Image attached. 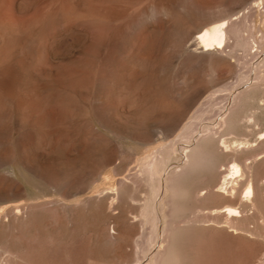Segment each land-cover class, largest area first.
<instances>
[{
	"label": "rangeland",
	"instance_id": "obj_1",
	"mask_svg": "<svg viewBox=\"0 0 264 264\" xmlns=\"http://www.w3.org/2000/svg\"><path fill=\"white\" fill-rule=\"evenodd\" d=\"M166 1L0 0L8 17L32 27L33 37L21 60L25 74L21 71L17 87L23 97L33 99L26 111L6 109L0 126L2 152L14 157L0 166V188L7 176L24 186L22 193L0 200V258L7 251L11 264H90L88 256L95 253L92 264H141L157 253L158 244L166 243L170 257L163 264H264V1ZM224 14L232 22L227 47L196 53L191 38L210 18ZM95 34L104 37L96 39ZM132 64L139 70L133 79L128 78ZM106 70L113 71L112 80L116 77L111 87L104 85ZM187 75L195 79L189 88ZM126 86L139 88L142 105L124 103L120 89L124 94L134 91ZM149 101L153 107L163 103L162 113L160 108L142 120ZM190 122L195 135L180 137ZM174 146L178 150L155 185L156 175L143 163L158 161ZM186 151L193 155L194 167L188 165ZM232 164L241 170L231 174ZM180 168L185 175L178 174ZM225 178L231 181L224 183ZM67 183L81 190L74 187L67 196ZM247 183H253V202L244 200ZM7 200L21 205L19 215ZM224 206H237L240 212L232 216ZM140 245L146 249H138Z\"/></svg>",
	"mask_w": 264,
	"mask_h": 264
},
{
	"label": "bare ground",
	"instance_id": "obj_2",
	"mask_svg": "<svg viewBox=\"0 0 264 264\" xmlns=\"http://www.w3.org/2000/svg\"><path fill=\"white\" fill-rule=\"evenodd\" d=\"M3 1V0H2ZM38 1V0H37ZM166 1V0H165ZM171 1V0H170ZM177 1V0H176ZM263 1L264 0H262V3H263ZM12 2V1H11ZM68 2V1H67ZM70 2V1H69ZM154 2V1H153ZM167 2V1H166ZM172 2H175L174 0L172 1ZM178 2H179V0H178ZM1 3V2H0ZM66 3V2H65ZM64 3V4H65ZM89 3V2H88ZM111 3V2H110ZM176 3V2H175ZM185 3V2H184ZM191 3V2H190ZM197 3V2H196ZM90 4V3H89ZM116 4V3H115ZM155 4V3H154ZM253 4V3H252ZM0 5H2V4H0ZM84 5V4H83ZM153 5V4H152ZM170 5V4H169ZM177 5V4H176ZM257 5H260V3L259 2H257ZM40 6V5H39ZM55 6V5H54ZM59 6V5H58ZM111 6V5H110ZM165 6H166V4H165ZM183 6H186V5H183ZM256 6V5H255ZM69 7V6H68ZM83 7V6H82ZM82 7H81V9H82ZM181 7V6H180ZM264 7V6H263ZM48 8H50V6L48 7ZM74 8V7H73ZM76 8V7H75ZM94 8V7H93ZM101 8V7H100ZM103 8H104V6H103ZM110 8V7H109ZM108 8V9H109ZM113 8V7H112ZM111 8V9H112ZM166 8V7H165ZM169 8V7H168ZM249 8V7H248ZM259 8V7H258ZM60 9V8H59ZM70 11L72 10V9H70V8H68ZM96 9V8H95ZM94 9V10H95ZM98 9V8H97ZM96 9V10H97ZM164 9V8H163ZM170 9H172V8H170ZM9 10V9H8ZM62 10V9H61ZM91 10V8H89V11ZM100 10V9H99ZM160 10V9H159ZM165 10V9H164ZM186 10V9H185ZM52 11V10H51ZM83 11H84V9H83ZM103 11V10H102ZM116 11V10H115ZM114 11V12H115ZM158 11V10H157ZM172 11V10H171ZM259 11V10H258ZM7 12V11H6ZM5 12V13H6ZM9 12V11H8ZM7 12V13H8ZM11 12H12V10H11ZM150 12V11H149ZM179 12V11H178ZM178 12H177V14H178ZM4 13V11H3V9L2 8H0V126H1V124H4L3 123V121H4V119H5V110L6 109H9V108H13V107H15V108H17V109H23L24 108V110L26 111V109H29V101L30 100H32L33 99V97L31 96V95H29V94H26V95H24V97H23V93H21L19 90L17 91V87L20 85V81H22V80H20L21 79V76H22V74H21V71L24 73V67H23V65H22V62H21V60H22V58L24 57V55H25V49H27L28 47H29V45H31L32 43H33V37L30 35V33H31V31H32V27L31 26H26L25 24V26L22 24V21L21 22H19L18 20H16V16H14L15 18L13 19V16L12 17H8L6 14ZM52 13V12H51ZM56 13V12H55ZM90 13H91V11H90ZM89 13V14H90ZM97 13H100L99 11H97ZM102 13V12H101ZM110 13V12H109ZM152 13H154V12H152ZM14 14V13H13ZM38 14V13H37ZM45 14V13H44ZM65 14H67V13H65ZM70 14V13H69ZM68 14V15H69ZM104 14L105 13H103L101 16H103L104 17ZM113 14V13H112ZM172 14H174V13H172ZM230 14V13H229ZM17 15V14H16ZM42 15V14H41ZM61 15V14H60ZM97 15V14H96ZM153 15V14H152ZM179 15V14H178ZM18 16V15H17ZM57 16V15H56ZM70 16V15H69ZM77 16H80V15H77ZM95 16V15H94ZM250 16V15H249ZM55 17V16H54ZM90 17V16H89ZM96 17V20H97V16H95ZM147 17V16H146ZM229 17V15H223V16H221V17H212V18H210V23H208V24H206V25H204L201 29H199L198 31H197V33L196 32H194V34L196 33V36L194 37V40L191 38V40H192V42H191V45L192 46H194V48H196V53H197V51L199 50V49H201L202 50V52H206V51H209L210 52V50H213V49H216V51L217 50H219V49H221V50H223L224 48H226L227 46L226 45H228V40H229V42H230V37L232 38V36H231V33H230V26H231V24H232V22H230V19L228 18ZM241 17V16H240ZM18 18V17H17ZM36 18H38V16H36ZM44 18V17H43ZM87 18V17H86ZM100 18V17H99ZM113 18V17H112ZM176 18V17H175ZM19 19V18H18ZM41 19V18H40ZM67 19H68V17H67ZM102 19V18H101ZM170 19V18H169ZM21 20V19H20ZM43 20V19H42ZM41 20V21H42ZM46 20V19H45ZM52 21V19H51V14L49 13V17H48V21ZM105 20H107V19H105ZM111 20V19H110ZM50 21V23L52 24V22ZM98 21H100V20H98ZM102 21V20H101ZM178 21V20H177ZM62 22H63V20H62ZM63 23H65V21L63 22ZM92 23V22H91ZM190 23V22H189ZM204 23V22H203ZM44 24H45V22H44ZM51 24L49 25L50 27H51V29H52V26H51ZM69 24V23H68ZM202 24V23H201ZM28 25V24H27ZM48 25V24H47ZM59 25H60V23H59ZM195 25V24H194ZM197 25V24H196ZM200 25V24H199ZM48 26V27H49ZM193 26V25H192ZM39 27V26H38ZM58 27H60V26H58ZM62 27V26H61ZM99 27H101V26H99ZM197 27H198V25H197ZM36 28V27H35ZM34 28V29H35ZM54 28V27H53ZM69 28V27H68ZM102 28V27H101ZM189 28V27H188ZM49 29V28H48ZM55 29V28H54ZM57 29V28H56ZM71 29V28H70ZM69 29V30H70ZM99 29L100 28H98V31H99ZM50 30V29H49ZM72 31V30H71ZM187 31V30H186ZM193 31V30H192ZM191 31V32H192ZM195 31V30H194ZM240 29H237V32L238 33H240ZM42 32V31H41ZM44 32V31H43ZM100 32H102V30H100ZM36 33V32H35ZM34 33V34H35ZM193 33V32H192ZM192 33H191V35H192ZM237 33V34H238ZM37 34V33H36ZM35 34V35H36ZM69 34V33H68ZM71 35H73V33H70ZM101 35L103 34V33H100ZM100 34H99V36H100ZM252 34V33H251ZM71 35H70V37H71ZM94 36H96L95 38L96 39H102V37H104V36H102V37H98L97 38V34H95ZM94 36H92V37H94ZM119 36V35H118ZM91 37V36H90ZM95 38H93L92 39V41L95 39ZM107 38V37H106ZM60 39H62V38H60ZM100 39V40H101ZM113 39V38H112ZM67 40H68V38H67ZM66 40V41H67ZM187 40V39H186ZM235 40V39H234ZM233 40V41H234ZM96 41V40H95ZM94 41V42H95ZM112 41V40H111ZM110 41V42H111ZM39 42V41H38ZM94 42H92V44H94ZM100 42V41H99ZM99 42H98V44H99ZM113 42H115L114 40H113ZM108 43V42H107ZM38 44V43H37ZM40 44V43H39ZM93 46V45H92ZM103 46V45H102ZM31 47H34V46H31ZM94 47V46H93ZM98 47V46H97ZM108 47H110V45L108 46ZM189 47H191V46H189ZM220 47H222V48H220ZM193 48V47H192ZM109 49V48H108ZM250 49V48H249ZM92 50H93V48H92ZM187 51H188V49H187ZM215 51V50H214ZM89 52H92V51H89ZM189 52L190 53H193V54H191V55H194L195 54V51H191L190 49H189ZM209 52H206L207 54L209 53ZM206 53H204V55H207ZM212 54V53H211ZM90 55H93V54H90ZM127 55H128V53L126 54V57H127ZM196 55H198V54H196ZM214 55V54H213ZM212 55V56H213ZM111 56V55H110ZM199 56V55H198ZM198 56H197V58H198ZM93 57V56H92ZM123 57V56H122ZM206 57V56H205ZM213 57H215V55L213 56ZM212 57V58H213ZM216 57H217V55H216ZM99 58V57H98ZM129 58V57H128ZM27 59V58H26ZM108 59V58H107ZM125 59H127V58H125L124 57V60ZM193 59V58H192ZM203 59H204V57H203ZM206 59V58H205ZM210 59V58H209ZM106 60V59H105ZM124 60H122V61H124ZM130 60V59H129ZM196 60H200L199 58L198 59H196ZM216 60V59H215ZM215 60H213V62L212 63H214V61ZM218 60V59H217ZM217 60H216V63H217ZM26 61V60H25ZM28 61V60H27ZM92 61V60H91ZM107 61V60H106ZM135 61V60H134ZM133 61V62H134ZM141 61V60H140ZM207 61H208V58H207ZM222 61V60H221ZM202 62V61H201ZM224 62H225V60H224ZM88 63H89V61H88ZM123 63V62H122ZM125 63V62H124ZM128 63V62H127ZM126 63V64H127ZM141 63L143 64V60L141 61ZM145 63V62H144ZM204 63V62H203ZM221 63H223V61L221 62ZM221 63H220V65H221ZM106 64H108V63H106ZM130 64V63H129ZM194 64V63H193ZM197 64V63H196ZM88 65V64H87ZM96 65V64H95ZM132 65H134V64H132ZM139 65H140V62H139ZM214 65H217V64H214ZM91 66V65H90ZM89 66V67H90ZM98 66V65H97ZM144 67H145V65H143ZM143 66H141L142 68H143ZM102 67H104V66H102ZM122 67H124V66H122ZM137 67V66H136ZM135 67V65L133 66V67H131L130 69H129V73H128V78H131V79H133V78H136L137 77V74L139 73V70L137 69ZM214 67V66H213ZM92 68V66L89 68V69H91ZM100 68V67H99ZM121 68V67H120ZM88 69V70H89ZM103 69V68H102ZM101 69V70H102ZM112 69V68H111ZM114 69V68H113ZM92 70V69H91ZM95 70V69H94ZM103 71H105V70H103ZM107 71V70H106ZM36 72V71H35ZM88 72H90V71H88ZM92 72V71H91ZM97 72H98V70H97ZM96 72V73H97ZM126 72H128V71H126ZM144 72V71H143ZM104 72H102V74H103ZM121 73V72H120ZM25 74V73H24ZM89 73H87V75H88ZM106 74H107V76L103 79L104 80V85H106V87H111V85L113 84V80L116 78H114L113 80H112V76L114 75V73H113V71L112 70H110L109 72L107 71L106 72ZM125 74V73H124ZM123 74V75H124ZM86 75V74H85ZM91 75H93V74H91ZM97 75V74H96ZM95 75V76H96ZM145 76H146V72H145V74H144ZM152 75V74H151ZM80 76H82V75H80ZM79 76V77H80ZM89 76V78H90V75H88ZM88 76H86V77H88ZM153 76V75H152ZM93 77V76H92ZM25 78V77H24ZM80 78H83V77H80ZM89 78H86V79H89ZM94 78V77H93ZM97 78V81H98V77H96ZM95 78V79H96ZM127 78V77H126ZM142 78V77H141ZM144 78V77H143ZM148 78V77H147ZM86 79H82V81L84 80H86ZM92 79V78H91ZM91 79H89L88 81L90 82V80ZM153 79V78H152ZM80 80V79H79ZM93 80V79H92ZM128 80V79H127ZM195 79L193 78V76H186L185 77V80H184V82H185V85L186 86H188V88L191 86L192 87V85H193V83L195 82L194 81ZM81 81V80H80ZM79 81V82H80ZM88 81H87V83H88ZM96 81V80H95ZM94 81V82H95ZM115 81H117V80H115ZM23 82H24V80H23ZM148 82L150 83V81L148 80ZM148 82H146V83H148ZM80 83H82V82H80ZM100 83V82H99ZM116 83V82H115ZM127 83H128V81H127ZM130 83V82H129ZM129 83H128V85H129ZM75 84V83H74ZM85 84V83H84ZM91 84V83H90ZM118 84V83H117ZM89 85V84H88ZM116 85V84H115ZM115 85H113V86H115ZM125 85H126V83H125ZM125 85H124V87H125ZM147 85V84H146ZM48 86V85H47ZM94 86V85H93ZM139 86V85H138ZM149 86V85H148ZM41 87V86H40ZM45 87V86H44ZM132 87V86H131ZM135 87H137V86H134V88ZM32 88V87H31ZM126 88L127 89H129V87H127L126 86ZM131 89V90H134V91H132L131 93H127V94H124V93H122V91H121V89H120V93H119V96L120 97H122V99L124 100V103L125 102H127V101H129V103L131 102L134 106H140V105H142V101L139 99V94L137 93V90L139 89V88H135V89ZM33 89V88H32ZM126 89V91H128ZM145 89V88H144ZM148 89V88H147ZM186 89H187V87H186ZM123 90H124V88H123ZM130 89H129V91H131ZM140 90H142V88L140 87ZM146 90V89H145ZM225 90V89H224ZM33 91V90H32ZM45 91H47V90H44V92ZM182 91H184V90H182ZM220 91H221V89H220ZM111 92V91H110ZM117 92V91H116ZM28 93V92H27ZM103 93H104V91H103ZM187 93V92H186ZM49 94V93H48ZM111 95H112V93H110ZM110 94H109V96H110ZM149 94V93H148ZM34 95V94H33ZM50 95H52V94H50ZM146 95V94H145ZM26 96H28V97H26ZM35 96H36V94H35ZM34 96V97H35ZM115 96H117V95H115ZM25 97H26V99H25ZM45 97V96H44ZM62 97H64V96H62ZM62 97H60V98H62ZM108 97V96H107ZM111 97V96H110ZM118 97V96H117ZM43 98V97H42ZM59 97H58V99H60ZM65 98V97H64ZM147 100H150V98H146ZM159 99H161L160 97H159ZM158 99V100H159ZM43 100H45V99H43ZM67 100V99H66ZM157 100V101H158ZM163 99H161V101H162ZM55 101V100H54ZM61 102H64V99L63 100H60ZM156 101V100H155ZM160 101V100H159ZM160 101V102H161ZM60 102V103H61ZM144 102H146V103H148V101H144ZM149 102H151V101H149ZM42 103H44V101L42 102ZM52 102L50 101V104H51ZM164 103H166V102H164ZM32 104V106H33V102L31 103ZM47 104V103H46ZM54 104V103H53ZM62 104V103H61ZM153 103L151 102V106H149L147 109H144L143 110V113H142V120H146V119H148V118H151V117H148V114L149 113H151V112H155L156 110H159L160 108V112H161V110H162V104L163 103H161V106H160V103L159 102H156L155 103V105H154V107H153V105H152ZM39 105V104H38ZM131 105V104H130ZM148 105V104H147ZM158 105V106H157ZM168 105V104H167ZM143 106H146V105H144L143 104ZM166 105L164 104V106H163V108L165 107ZM33 107H35V106H33ZM43 107V106H42ZM142 107V106H141ZM147 107V106H146ZM26 108V109H25ZM66 109V108H65ZM125 109V108H124ZM28 111V110H27ZM39 111V110H38ZM15 112H16V110H15ZM19 113V112H18ZM119 113V112H118ZM162 113V112H161ZM70 114V113H69ZM31 115V114H30ZM164 115V114H163ZM119 116V115H118ZM9 120V119H8ZM141 120V121H142ZM191 124V122L190 123H188V126H186V129H185V131L183 132V133H181V135H180V137L181 136H184V137H186V139H189V138H191V136H192V134L195 132L194 130H196V129H192L193 127H191L192 125H190ZM5 126H7V125H5ZM194 126V125H193ZM195 127V126H194ZM6 128V127H5ZM207 129V128H206ZM194 131V132H193ZM198 133V132H197ZM263 134V133H262ZM193 135H195V134H193ZM1 136V135H0ZM13 136V135H12ZM27 137V136H26ZM192 139V138H191ZM77 145V144H76ZM190 145V144H189ZM78 146H79V144H78ZM2 146L0 145V166L1 165H3L5 162H10V161H12L13 159H14V157L13 156H11V157H9V156H7L6 154H4V152H2V148H1ZM164 149H165V146H164ZM188 149V148H187ZM159 150V149H158ZM170 151H172V152H163L162 153V157L158 160V161H156V162H154L153 161V159H152V161H149L148 159H147V161H145L143 164H145V166H147L146 167V170L150 173V175H152V176H155L156 178H157V181H155V185H156V182L158 183V181L160 180H158V177H157V175H159V177L160 176H162L161 174H163V172L164 171H166V166H167V163H168V160H170V157H172V155H171V153H174V152H176L178 149L177 148H175V146L174 147H171L170 149H169ZM168 150V151H169ZM157 155V154H156ZM174 155V154H173ZM185 155H186V158H187V162H188V165H192V167H194L193 166V162H195V161H193V160H195V159H193L192 158V156L193 155H191L190 153H188L187 151H186V153H185ZM155 157V156H154ZM153 157V158H154ZM158 157V156H157ZM155 159V158H154ZM199 159V158H198ZM197 160V159H196ZM13 163H15L14 161H13ZM196 163V162H195ZM16 164H18V163H16ZM183 164V163H182ZM198 165V164H197ZM14 166V165H13ZM17 166V165H16ZM241 166V165H240ZM190 167V166H189ZM229 168V167H228ZM77 169V168H76ZM231 169V174H233L234 172L233 171H235V173H237V172H239L241 169H240V167H239V165L238 164H232V166H231V168H229V170ZM227 170V169H226ZM229 170L227 171V172H229ZM176 171H181L180 173H178V172H176ZM176 171H175V173H178L179 175H181V173L183 174V172H184V175H185V172L186 171H183V169L182 168H180V169H176ZM148 173V174H149ZM165 173V172H164ZM175 173L173 174L172 173V175H174L175 176ZM226 173V172H225ZM230 173V172H229ZM167 174V173H166ZM227 174V173H226ZM36 175L37 176H39V177H41L42 179H44L45 181L47 180L46 179V176H44V175H42V174H39V173H36ZM69 175V174H68ZM223 175H225V174H223ZM66 176V175H65ZM64 176V177H65ZM151 177V176H150ZM171 177V176H170ZM168 178V177H167ZM6 181L4 182V184H3V182H2V187L0 188L1 190H0V200L1 199H8L9 197H10V195L11 194H13V193H22V191H23V188H24V186H23V184L21 183V182H19V181H16V180H14L13 178H11V177H6ZM41 179V180H42ZM58 179V178H57ZM153 181H154V179L153 178H151ZM170 179H173L174 180V177L173 178H170ZM177 179V178H176ZM227 178H225V180H224V183L227 181L226 180ZM231 178H229V180H230ZM68 180V179H67ZM151 180V181H152ZM223 180V179H222ZM253 180H255V179H253ZM261 180V179H260ZM4 181V180H3ZM172 181V180H171ZM170 181V183H172ZM177 181V180H176ZM231 181V180H230ZM230 181H227V182H230ZM250 180H248V182H249ZM264 181V180H263ZM65 182V181H64ZM71 183V182H70ZM165 183V182H164ZM169 183V186L171 185ZM233 183V182H232ZM248 185L247 186H245V188H244V193H245V195H244V200H246L247 202H253V200L251 199V194L254 192L253 190V188H252V184L251 183H247ZM1 185V184H0ZM48 185V184H47ZM176 185V184H175ZM175 185H173V186H175ZM229 185V184H228ZM67 190H66V194H67V196L68 195H70V194H72L73 193V189H75L74 187H77V189L78 190H81V187H78V186H75V184H68L67 183ZM159 186H160V184H159ZM164 186V185H163ZM168 186V185H167ZM172 186V185H171ZM171 186L169 187V188H171ZM219 186V185H218ZM222 186H223V184H222ZM156 187V186H155ZM165 187V186H164ZM80 188V189H79ZM157 188V187H156ZM218 188V187H217ZM227 188V187H226ZM230 188V187H229ZM76 189V190H77ZM161 189V188H160ZM176 189V188H175ZM201 189V188H200ZM203 189V188H202ZM205 189V188H204ZM220 189V188H219ZM219 189H218V191H219ZM222 189V188H221ZM220 189V190H221ZM228 189V188H227ZM233 189V188H232ZM231 189V190H232ZM236 189V188H235ZM173 190V189H172ZM205 190H207V189H205ZM217 190V189H216ZM230 190V191H231ZM234 190V189H233ZM233 190H232V193H233ZM243 190V189H242ZM107 191V190H106ZM208 191H211V190H208ZM222 191V193L224 192L223 190H221ZM220 191V192H221ZM104 192V191H103ZM102 192V193H103ZM108 192H110V190L108 191ZM156 192V191H155ZM105 193V192H104ZM167 193V192H166ZM66 194H65V196H66ZM79 194V193H78ZM100 194V193H99ZM157 194H158V192H157ZM200 194L202 195V193L200 192ZM200 194H199V196H200ZM234 194V193H233ZM76 195V194H75ZM102 195V194H101ZM227 195V194H226ZM229 195H231V194H229ZM235 195V194H234ZM108 196V195H107ZM106 196V197H107ZM241 196V195H240ZM66 198V197H65ZM116 198V197H115ZM240 199H242V203H243V198H240ZM11 200V199H10ZM10 200H7V202L9 203V201ZM113 202V201H112ZM111 202V203H112ZM115 202V201H114ZM247 202H245L244 204H247ZM10 203H11V201H10ZM9 203V204H10ZM110 203V204H111ZM5 204V203H4ZM12 204H14V203H11V205ZM253 204V203H252ZM252 204H251V206H252ZM8 205V204H7ZM7 205H6V207H7ZM10 205V206H11ZM100 205V204H99ZM112 205H113V203H112ZM111 205V206H112ZM5 206V205H4ZM9 206V207H10ZM20 207H21V205L20 204H17V203H15L14 204V209H15V214L16 215H19V213H20V211H21V209H20ZM225 207V206H224ZM235 207H237V206H235ZM235 207H233V206H227V207H225L226 208V211H228V213H230L232 216H236L237 214H239V210H237V208H235ZM99 208V207H98ZM153 208V207H152ZM8 209V208H7ZM6 209V210H7ZM220 209H223V207L222 208H220ZM58 210V209H57ZM99 210V209H98ZM207 210V209H206ZM216 210V209H215ZM219 210V209H218ZM217 210V211H218ZM8 211V210H7ZM212 211V210H211ZM214 211V210H213ZM5 212V211H4ZM3 212V213H4ZM13 212H14V210H13ZM51 212V211H50ZM61 212V211H60ZM95 212H96V210H95ZM99 212V215H100V211H98ZM59 213V212H58ZM58 213H56L57 215H58ZM205 213V212H204ZM227 213V212H226ZM7 214V213H6ZM50 214V213H49ZM85 214H87V213H85ZM103 213L101 212V215H102ZM213 214V213H212ZM218 214H219V212H218ZM78 215H80V214H78ZM97 215H98V213H97ZM214 215V214H213ZM215 215H216V213H215ZM262 215V214H261ZM56 216V215H55ZM65 216V215H64ZM74 216V215H73ZM76 216H77V214H76ZM81 216V215H80ZM88 216H91L90 214L88 215ZM120 216V215H119ZM118 216V217H119ZM122 216H123V214H122ZM122 216L121 217H119V218H122ZM230 216V215H229ZM229 216H228V218H229ZM263 216V215H262ZM39 217V216H38ZM79 217V216H78ZM125 217V216H124ZM123 217V218H124ZM74 218V217H73ZM87 218V217H86ZM95 218V217H94ZM93 218V219H94ZM99 218H101V216L99 217ZM122 218V219H123ZM158 218V217H157ZM214 217H212L211 219H213ZM217 218V217H216ZM37 219H39V218H37ZM36 219V220H37ZM57 219H59V218H57ZM78 219V218H77ZM101 219H104V216H103V218H101ZM159 219V218H158ZM158 219H157V221H158ZM210 219V220H211ZM10 220H11V218H10ZM79 220H81L80 218H79ZM78 220V221H79ZM96 220H97V218L95 219V222H96ZM190 220V219H189ZM201 220V219H200ZM231 220V219H230ZM42 221V220H41ZM65 221V220H64ZM68 221V220H67ZM71 221V217H70V220H69V222ZM75 221V220H74ZM73 221V222H74ZM86 221H88V218H87V220ZM86 221L84 220L83 222H85L86 223ZM128 221V220H127ZM198 221V220H197ZM212 221V220H211ZM213 221H215V220H213ZM62 222V221H61ZM77 222V221H76ZM80 223L82 222V221H79ZM228 222V221H227ZM262 222H264V221H262ZM60 223V222H59ZM64 223V222H63ZM63 223L62 224H60V225H63ZM72 223V222H71ZM97 223H98V221H97ZM124 223V222H123ZM129 223V222H128ZM155 223V222H154ZM193 223H194V221H193ZM221 223V222H220ZM36 224V223H35ZM64 224H66V226H68L67 225V222L66 223H64ZM75 224H78V223H74V225ZM95 224V223H94ZM100 224V223H99ZM99 224H97V225H99ZM216 224V223H215ZM121 225H123V224H121ZM129 225L131 226V224L129 223ZM40 226V225H39ZM54 226L58 229V227L54 224ZM54 226H53V228H54ZM83 226H85V225H83ZM124 226V225H123ZM126 226V225H125ZM128 226V225H127ZM153 226H154V224H153ZM224 226V225H223ZM35 227V226H34ZM41 227V226H40ZM98 227V226H97ZM134 227V226H133ZM159 227V226H158ZM195 227V226H194ZM232 227V226H231ZM52 228V229H53ZM55 228V229H56ZM73 228V227H72ZM72 228H69V229H67L68 230V234H69V231H70V229L72 230ZM93 228V227H92ZM94 228H95V225H94ZM93 228V229H94ZM123 228V227H122ZM149 228V227H148ZM147 228V229H148ZM55 229H53V230H55ZM60 229V228H59ZM74 229V228H73ZM96 229V228H95ZM94 229V230H95ZM118 229H119V227H118ZM126 229H128L127 231H129V227L128 228H126ZM165 229V228H164ZM164 229H163V231H164ZM189 230H190V228H188ZM188 229H186V231L188 230ZM65 230V229H64ZM120 231H121V229H119ZM167 230V229H166ZM174 230V229H173ZM179 230V229H178ZM40 231H42V230H40ZM46 231V230H45ZM52 231V230H51ZM56 231H58V230H56ZM55 231V232H56ZM75 232H76V236H77V230H74ZM97 231V230H96ZM95 231V232H96ZM103 231V230H102ZM126 231V230H125ZM215 231V230H214ZM44 232V231H43ZM71 232V231H70ZM74 232V233H75ZM94 232V233H95ZM100 231H99V229H98V233H99ZM116 232H118V231H116ZM168 232V231H167ZM171 232V231H170ZM174 232V231H173ZM178 232L179 231H177V234H178ZM12 233V232H11ZM10 233V234H11ZM45 233V232H44ZM67 233V232H66ZM72 233V232H71ZM70 233V234H71ZM93 233V234H94ZM97 233V232H96ZM95 233V234H96ZM101 233H103V232H101ZM106 233V232H105ZM105 233H103L104 235H105ZM159 234H160V232H158ZM181 233V232H180ZM69 234V235H70ZM128 234V233H127ZM184 234V233H183ZM192 234V233H191ZM13 235V234H12ZM44 235V234H43ZM68 235V236H69ZM85 235V233L83 234V236ZM99 235V234H98ZM106 235H107V233H106ZM105 235V236H106ZM185 235V234H184ZM72 237H73V234L71 235ZM86 236V235H85ZM146 236V235H145ZM162 236H164V234L162 235ZM183 236V235H182ZM181 236V237H182ZM78 237H81L80 235L78 236ZM99 237H101L102 238V236H100L99 235ZM107 237V236H106ZM155 237V236H154ZM232 237V236H231ZM67 238H69V237H67ZM86 238H88V237H86ZM142 238V237H141ZM151 238V237H150ZM159 238H160V235H159ZM74 239H75V237H74ZM81 239V238H80ZM79 239V240H80ZM85 239V238H84ZM106 239H108V238H106ZM105 239V240H106ZM190 239V238H189ZM193 239V238H192ZM199 239V238H198ZM202 239V238H201ZM224 239V238H223ZM134 240V239H133ZM139 240V239H138ZM137 240V241H138ZM165 240H166V238H165ZM185 240V239H184ZM191 240V239H190ZM195 239H193V241H194ZM235 240V239H234ZM71 241V240H70ZM69 241V242H70ZM74 241V240H73ZM72 241V242H73ZM86 241H88V239L86 240ZM90 241V240H89ZM89 241L87 242V243H89ZM164 241V240H163ZM175 241V240H174ZM80 242V241H79ZM82 242H83V239H82ZM166 242V241H165ZM195 242V241H194ZM239 242V241H238ZM84 243H85V241H84ZM98 243V242H97ZM101 243V242H100ZM109 243V242H108ZM111 243V242H110ZM138 244H136V245H138L139 246V244H140V242H137ZM204 243V242H203ZM260 243V242H259ZM90 244V243H89ZM95 244L96 243H94V246H95ZM116 244V243H115ZM25 244H23V246H24ZM75 245V244H74ZM159 245V250L157 251V253H153L152 255H150V258H148V259H150V260H148V262H146V263H144V264H163V263H165V260H166V263H167V259H166V257L168 258V257H170V256H167V254H166V252H167V249H171V248H166L164 245H168V244H164V243H161V244H158ZM195 245H197V243L195 244ZM88 246V245H87ZM98 246H100V244L98 245ZM137 246V247H138ZM141 246L142 245H140V247H138V249L139 248H141ZM172 246V245H171ZM194 246V245H193ZM192 246V247H193ZM91 246H88V248L86 247V250L87 249H89ZM128 247V246H127ZM136 247V246H135ZM169 247H170V244H169ZM219 247V246H218ZM227 247V246H226ZM256 247V246H255ZM2 248V247H1ZM22 248V247H21ZM70 248H71V246H70ZM97 248V247H96ZM110 248V247H109ZM162 248H164L163 250H162ZM195 248V247H194ZM54 249V248H53ZM64 249H65V247H64ZM73 249V248H72ZM85 249V248H84ZM93 249H94V251L96 250L94 247H93ZM93 249H91V252L93 251ZM103 249V248H102ZM111 249V248H110ZM144 249H146V248H141L140 250H144ZM196 249V248H195ZM206 249H207V247H206ZM224 249V248H223ZM6 250V249H5ZM69 250V249H68ZM157 250V249H156ZM2 251V250H1ZM0 251V252H1ZM9 251V250H8ZM17 251V250H16ZM59 251V250H58ZM67 251V250H66ZM88 251H90V250H88ZM100 251V250H99ZM149 251V250H148ZM189 251V250H188ZM249 251V250H248ZM61 252H62V249H61ZM61 252H60V255H62L61 254ZM65 251L63 250V253H64ZM73 252V251H72ZM96 252V251H95ZM101 252V251H100ZM99 252V253H100ZM114 252V251H113ZM125 252V251H124ZM142 252V251H141ZM145 252H146V250H145ZM169 252V251H168ZM194 252V251H193ZM205 252V251H204ZM4 253V252H3ZM57 253V252H56ZM55 253V254H56ZM77 253V251H75V254ZM89 253V252H88ZM98 253V252H97ZM98 253V254H99ZM101 253H103V252H101ZM106 253V252H105ZM129 253V252H128ZM139 253V252H138ZM147 253V252H146ZM69 254V253H68ZM81 254V253H80ZM113 255H115V258H116V252H115V254L114 253H112ZM155 254V255H154ZM196 254V253H195ZM59 255V254H58ZM64 255V254H63ZM92 255L94 256L95 255V253L94 254H89V260L91 261V263L90 264H92ZM101 255V254H100ZM123 255V254H122ZM139 255V254H138ZM146 255V254H145ZM255 255V254H254ZM12 255H10V253L9 252H5L4 254H3V256H2V258H0V264H11V260H10V257H11ZM73 256H75V255H73ZM83 257L85 256V255H82ZM101 256H103V254L101 255ZM104 256H105V254H104ZM103 256V257H104ZM110 256V255H109ZM148 256V255H147ZM198 256V255H197ZM63 257V256H62ZM78 257H79V254H78ZM80 257H81V255H80ZM80 257H79V259H80ZM87 257V256H86ZM85 257V258H86ZM97 257V256H96ZM113 257V256H112ZM140 257V256H139ZM55 258H56V255H55ZM54 258V259H55ZM58 258V257H57ZM82 258V257H81ZM95 258V257H94ZM102 258V257H101ZM202 258H204V257H202ZM206 259H208L207 257H205ZM48 259V258H47ZM58 259H60V258H58ZM66 259V258H65ZM74 259V258H73ZM84 259V258H83ZM87 259V260H88ZM97 259L98 258H96V261H97ZM137 259V258H136ZM142 259V258H141ZM68 260V259H67ZM80 260H82V259H80ZM138 260V259H137ZM45 261V260H44ZM54 261V260H53ZM69 261H70V258H69ZM74 262L76 261V260H73ZM84 262H86L85 260H83ZM95 261V260H94ZM93 261V262H94ZM139 261V260H138ZM138 261H137V263H138ZM174 261V260H173ZM209 261V260H208ZM43 262V261H42ZM57 262V261H56ZM63 262V261H62ZM68 262V261H67ZM79 262V261H78ZM82 262V261H81ZM98 262H99V260H98ZM200 262V261H199ZM53 263V262H52ZM61 263V262H60ZM68 263H70V262H68ZM83 263V262H82ZM95 263V262H94ZM97 263V262H96ZM136 263V264H137ZM143 263H141V264H143ZM55 264H57V263H55ZM65 264V263H64ZM86 264V263H85ZM139 264H140V262H139ZM235 264V263H234Z\"/></svg>",
	"mask_w": 264,
	"mask_h": 264
}]
</instances>
